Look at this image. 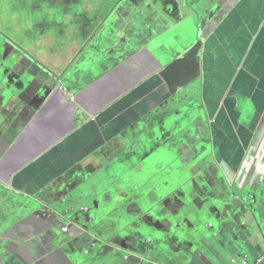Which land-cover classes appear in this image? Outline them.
I'll return each instance as SVG.
<instances>
[{
  "label": "crops",
  "instance_id": "obj_1",
  "mask_svg": "<svg viewBox=\"0 0 264 264\" xmlns=\"http://www.w3.org/2000/svg\"><path fill=\"white\" fill-rule=\"evenodd\" d=\"M148 2L165 14L155 8L165 33L156 52L145 40L97 58L102 25ZM29 71L39 76L26 81L51 91L37 114L0 107V219L30 196L66 213L8 222L19 246L0 264H146L158 249L165 264L264 257V0H0V72ZM163 152L182 163L166 165ZM120 173L129 189L114 196ZM240 190L258 218L232 205ZM82 202L97 226H85L87 213L72 219ZM205 220L212 247L193 236ZM93 238L105 242L75 260Z\"/></svg>",
  "mask_w": 264,
  "mask_h": 264
},
{
  "label": "water",
  "instance_id": "obj_2",
  "mask_svg": "<svg viewBox=\"0 0 264 264\" xmlns=\"http://www.w3.org/2000/svg\"><path fill=\"white\" fill-rule=\"evenodd\" d=\"M155 8L159 11L160 17L162 19H165V14H163L160 7L154 2H148L145 4L143 3L142 5L134 9L132 13H128L127 15H125L124 18H121L122 16H120L119 20L121 22L119 24H115V27L113 29L108 30L104 26L99 34L96 43H94L92 47L95 50L96 57L101 59H108L109 57L114 55L116 59L121 58L138 49L145 40L151 42L148 47L152 51L156 52L155 49L158 47V44L162 42L165 33H163V30L161 29L163 26L160 19L156 17L157 13L155 12ZM92 43L93 41L91 42V44ZM95 45L98 46L95 47ZM12 73L15 74L8 78H3V75L0 72V107L9 108V106L14 105V108H17V112H20V105H28L24 108L23 111L25 112L29 110L30 115H32L33 113L37 114V112H39V110L41 109V106L39 105H44L51 90L44 88L43 85L41 86L40 78L31 77L30 82L26 81V78L31 75L35 77L39 76L35 72L29 71L27 74L21 76H18L17 72ZM30 108L33 109L30 110ZM22 114L23 112L19 115L18 119L21 118ZM231 197L232 205L238 207L240 213L245 215L250 214L253 217L257 216L258 218L257 212H259V207H256L254 195L251 192L247 190H240L238 192H235ZM93 205H96V203H93ZM76 208L78 209V211ZM76 208L74 207L72 210V212L75 213L72 216V219L76 216H79L80 214L84 215L87 213L91 217L92 223L90 222V219H87V223L85 224V226H97L99 222L93 225V223L96 222L95 217H97L95 213H92L94 212L93 207L90 211L86 210V208H84V203L82 202L78 203ZM148 208L149 212H152L153 214L156 213V207H154L153 205ZM55 211L59 213V221H61L64 216L63 214L66 213V209H63L60 204L43 203V201H41L38 196H30L25 200H22V202L13 207L3 219H0V252L3 255H11V253L14 254V250L19 246V244H17L11 248V243L13 242V240L7 237L9 226H6V224L8 222L26 217L31 212L35 213L36 216L42 218L50 216L51 214H55ZM243 219L245 218L243 217ZM59 225L60 227H62V229L59 230L58 235L63 236L65 233H67L66 231H64L63 227L65 223H60ZM213 227L214 226L209 223L208 220H205L203 222V226L198 227V232L193 233V236L197 238H205L206 242L211 246V240H213L214 242L216 240V238H211L210 236L211 232L214 231ZM179 232H182L180 235L182 238L187 239L188 235L179 230L176 232L178 237H180L178 234ZM120 233L125 234L126 230L124 229L119 233H116L113 238H111V240L117 238ZM143 237L144 239H146V241H148L147 248L149 249V243H151L150 240L152 241L153 237H149L146 233ZM102 241L93 238V240L91 239L87 244L83 246L84 248H86V254L83 251L84 255H82L81 253H75V255H71L78 262L84 263V261H86L87 263L85 255L91 256L90 251L88 250H94L97 244L105 242ZM240 246L242 247V250H246L244 245ZM117 251L121 252L119 249H117ZM113 253L116 254L117 252L113 250ZM147 254L144 256H147ZM144 256L143 260L146 264L167 263V261L163 260V251L160 249H158L155 253H152L153 258H151V260H147ZM129 262L130 260L127 262L125 261V264H129Z\"/></svg>",
  "mask_w": 264,
  "mask_h": 264
},
{
  "label": "rangeland",
  "instance_id": "obj_3",
  "mask_svg": "<svg viewBox=\"0 0 264 264\" xmlns=\"http://www.w3.org/2000/svg\"><path fill=\"white\" fill-rule=\"evenodd\" d=\"M119 13V11L118 10H115V14L113 15V17L109 20V23L111 22V21H113V22H115V18H118V15L117 14ZM120 17V16H119ZM119 19V18H118ZM121 21L120 20H118V22H117V24H119ZM112 25L113 26H115V23H112ZM105 26V23L102 25V27H101V29L98 31V32H100L102 29H103V27ZM197 47V45L195 46V48ZM213 123H208V125H207V128H208V130L211 132L212 131V129H213ZM185 136H186V138H192L193 137V133H191V132H189V131H186L185 132ZM178 137V136H177ZM195 143H196V140H195ZM166 156H168L165 152H163L162 153V155H161V159H163L164 160V162H165V164L166 165H169L170 164V162H174L172 165H178V164H181L182 163V159H176V157H174L173 155H172V157L171 158H168V157H166ZM129 171H130V169H129ZM116 175V174H115ZM117 175H119V176H117V184L116 185H114V196H116V193H118L119 195H121L122 194V191L121 190H119V189H129V187H125L121 182H120V180L119 179H121V178H123V176L125 175V174H123V173H120V174H117ZM128 175L129 174H127V177L125 178V181H129L128 180ZM114 182H115V180H114ZM126 183V182H125ZM90 187L91 188H94L95 187V184H91L90 185ZM123 190V191H124ZM118 191V192H117ZM79 195H82V194H80V192L78 191L77 193H76V196L77 197H79ZM81 197H83V196H81ZM93 202H95V201H93Z\"/></svg>",
  "mask_w": 264,
  "mask_h": 264
},
{
  "label": "built area",
  "instance_id": "obj_4",
  "mask_svg": "<svg viewBox=\"0 0 264 264\" xmlns=\"http://www.w3.org/2000/svg\"><path fill=\"white\" fill-rule=\"evenodd\" d=\"M263 258H264V257H262L260 261H257V263L260 264V263L264 260ZM125 261H126V262L129 261V257H126V258H125ZM234 262H236V261H234ZM242 262H243V264H250V262H249L248 260H245V259H243Z\"/></svg>",
  "mask_w": 264,
  "mask_h": 264
},
{
  "label": "flooded vegetation",
  "instance_id": "obj_5",
  "mask_svg": "<svg viewBox=\"0 0 264 264\" xmlns=\"http://www.w3.org/2000/svg\"><path fill=\"white\" fill-rule=\"evenodd\" d=\"M114 235H115V234H114ZM114 243H117L116 240H115V238H114ZM124 264H125V262H124Z\"/></svg>",
  "mask_w": 264,
  "mask_h": 264
}]
</instances>
